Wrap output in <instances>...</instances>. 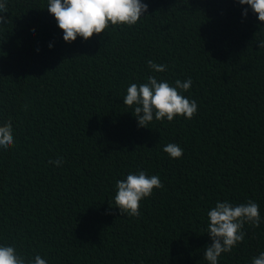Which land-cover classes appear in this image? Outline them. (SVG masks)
Masks as SVG:
<instances>
[{"label":"trees","instance_id":"trees-1","mask_svg":"<svg viewBox=\"0 0 264 264\" xmlns=\"http://www.w3.org/2000/svg\"><path fill=\"white\" fill-rule=\"evenodd\" d=\"M141 2L137 24L67 43L48 0H8L0 126L12 124L14 145L0 149V245L47 264H208V211L251 200L259 227L245 223L243 242L218 258L251 264L264 252V22L238 0ZM149 76L190 77L181 94L197 102L193 118L139 127L123 98ZM139 171L163 188L138 217L120 215L116 182Z\"/></svg>","mask_w":264,"mask_h":264},{"label":"clouds","instance_id":"clouds-1","mask_svg":"<svg viewBox=\"0 0 264 264\" xmlns=\"http://www.w3.org/2000/svg\"><path fill=\"white\" fill-rule=\"evenodd\" d=\"M241 5H248L258 20L264 22V0H238ZM8 0H0V25L8 22ZM48 12L55 17L57 25L63 32V40L71 43L77 37L89 40L94 35L105 33L109 26L131 27L144 17L148 5L141 0H48ZM247 15V9L244 10ZM49 47H52L50 44ZM264 47V41L259 42ZM148 67L154 72H164L165 64L147 61ZM189 77L185 81L177 79L175 86L167 81H158L156 77H147V82L137 85L131 83L123 104L134 106L133 115L138 120L139 127H148L154 119L163 121L165 118L171 122L177 116L191 120L197 113L198 105L195 100L186 98L181 92H188L192 86ZM14 145L13 127L9 122L0 126V149L8 150ZM163 151L172 159H179L183 149L174 143L167 144ZM61 166L62 159L50 161ZM115 207L120 215L129 217L140 215V202L153 194L154 189L163 188L158 175L148 176L144 171L138 174H128L126 179L118 180L115 185ZM208 224L206 232L212 239V244L204 251V259L208 264H218L222 253L231 252L238 244L243 242L245 232L242 231L245 223L259 227L261 223L259 205L249 200L246 204L233 205L228 201H217L207 213ZM0 264H47L40 255L34 258L18 255L14 246L0 245ZM251 264H264V252L253 257Z\"/></svg>","mask_w":264,"mask_h":264}]
</instances>
